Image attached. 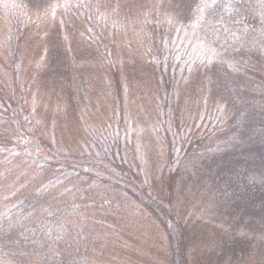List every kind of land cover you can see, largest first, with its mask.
Listing matches in <instances>:
<instances>
[{
	"label": "trees",
	"instance_id": "trees-1",
	"mask_svg": "<svg viewBox=\"0 0 264 264\" xmlns=\"http://www.w3.org/2000/svg\"><path fill=\"white\" fill-rule=\"evenodd\" d=\"M0 264H264V0H0Z\"/></svg>",
	"mask_w": 264,
	"mask_h": 264
},
{
	"label": "rangeland",
	"instance_id": "rangeland-1",
	"mask_svg": "<svg viewBox=\"0 0 264 264\" xmlns=\"http://www.w3.org/2000/svg\"><path fill=\"white\" fill-rule=\"evenodd\" d=\"M184 41H188V38L185 35H184ZM196 43H199L198 40L193 41V44H196ZM201 81H204V79H201ZM197 89L200 90L199 86L197 87ZM192 93L193 94L197 93L196 89L193 90ZM200 95H201V91H199L198 97L196 99H193V101L187 103L189 104V108H190V112L187 116V119L183 120L186 117L184 116V118H180L178 120V122L182 125L180 129L184 131V133H182L183 135L187 134V131L185 133V130H187V127L195 131L199 130V129H195L196 126L193 124V122H191L194 116H195L196 121L201 119V122H203L205 119L208 118L205 121V123H207V122L212 121L217 115H219V113H222L221 109L218 112L219 108H217L216 106L211 107V108L204 107V103H202V100H200ZM153 127L156 128V125H153Z\"/></svg>",
	"mask_w": 264,
	"mask_h": 264
}]
</instances>
